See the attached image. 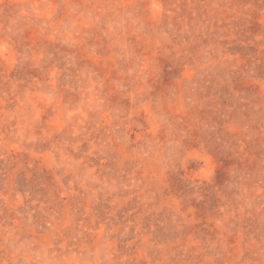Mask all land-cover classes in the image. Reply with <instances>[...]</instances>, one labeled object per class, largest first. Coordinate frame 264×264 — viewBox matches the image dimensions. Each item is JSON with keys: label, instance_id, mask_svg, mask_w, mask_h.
Returning a JSON list of instances; mask_svg holds the SVG:
<instances>
[{"label": "rangeland", "instance_id": "374dc122", "mask_svg": "<svg viewBox=\"0 0 264 264\" xmlns=\"http://www.w3.org/2000/svg\"><path fill=\"white\" fill-rule=\"evenodd\" d=\"M0 264H264V0H0Z\"/></svg>", "mask_w": 264, "mask_h": 264}]
</instances>
